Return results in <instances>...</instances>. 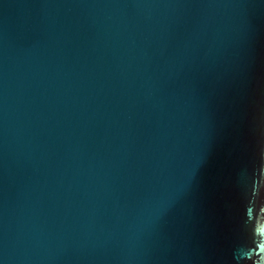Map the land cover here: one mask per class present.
<instances>
[{
    "label": "water",
    "instance_id": "1",
    "mask_svg": "<svg viewBox=\"0 0 264 264\" xmlns=\"http://www.w3.org/2000/svg\"><path fill=\"white\" fill-rule=\"evenodd\" d=\"M0 264H264V0H0Z\"/></svg>",
    "mask_w": 264,
    "mask_h": 264
}]
</instances>
